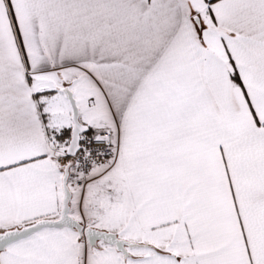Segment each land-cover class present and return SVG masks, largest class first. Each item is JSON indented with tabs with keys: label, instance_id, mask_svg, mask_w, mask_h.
<instances>
[{
	"label": "snow or ice",
	"instance_id": "obj_1",
	"mask_svg": "<svg viewBox=\"0 0 264 264\" xmlns=\"http://www.w3.org/2000/svg\"><path fill=\"white\" fill-rule=\"evenodd\" d=\"M0 264H264V0H0Z\"/></svg>",
	"mask_w": 264,
	"mask_h": 264
}]
</instances>
